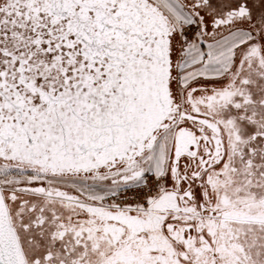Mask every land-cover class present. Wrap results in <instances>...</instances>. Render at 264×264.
Listing matches in <instances>:
<instances>
[{
	"label": "snow or ice",
	"instance_id": "1",
	"mask_svg": "<svg viewBox=\"0 0 264 264\" xmlns=\"http://www.w3.org/2000/svg\"><path fill=\"white\" fill-rule=\"evenodd\" d=\"M0 264H264V0H0Z\"/></svg>",
	"mask_w": 264,
	"mask_h": 264
}]
</instances>
